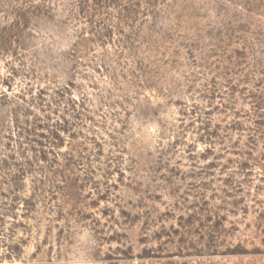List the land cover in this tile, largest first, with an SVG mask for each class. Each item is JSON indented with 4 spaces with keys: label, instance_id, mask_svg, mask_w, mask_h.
I'll list each match as a JSON object with an SVG mask.
<instances>
[{
    "label": "rangeland",
    "instance_id": "374dc122",
    "mask_svg": "<svg viewBox=\"0 0 264 264\" xmlns=\"http://www.w3.org/2000/svg\"><path fill=\"white\" fill-rule=\"evenodd\" d=\"M85 232L93 264H264V0H0V264Z\"/></svg>",
    "mask_w": 264,
    "mask_h": 264
},
{
    "label": "clouds",
    "instance_id": "9594fccd",
    "mask_svg": "<svg viewBox=\"0 0 264 264\" xmlns=\"http://www.w3.org/2000/svg\"><path fill=\"white\" fill-rule=\"evenodd\" d=\"M78 239H79V245L75 251L79 256V259L75 260L74 258L75 264H93V261L88 256L90 247L94 246V242L91 240L90 234L85 232Z\"/></svg>",
    "mask_w": 264,
    "mask_h": 264
}]
</instances>
